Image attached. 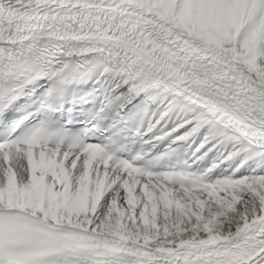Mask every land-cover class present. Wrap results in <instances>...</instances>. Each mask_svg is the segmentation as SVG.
<instances>
[{
	"label": "snow or ice",
	"instance_id": "6c2138e0",
	"mask_svg": "<svg viewBox=\"0 0 264 264\" xmlns=\"http://www.w3.org/2000/svg\"><path fill=\"white\" fill-rule=\"evenodd\" d=\"M0 264H264V0H0Z\"/></svg>",
	"mask_w": 264,
	"mask_h": 264
}]
</instances>
